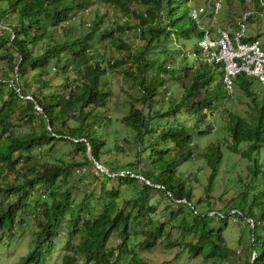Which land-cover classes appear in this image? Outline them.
<instances>
[{"label": "trees", "instance_id": "trees-1", "mask_svg": "<svg viewBox=\"0 0 264 264\" xmlns=\"http://www.w3.org/2000/svg\"><path fill=\"white\" fill-rule=\"evenodd\" d=\"M189 2L0 0V62H5L0 69V242L5 231L7 237L15 229L21 235L31 219L36 222L35 244L14 264H43L63 225L70 240L63 245L61 264H121L124 256L128 264H151L138 254L162 243L193 258L215 260L211 264H264V103L249 91L248 77L240 75L233 85L253 103L255 114L238 117L221 102L225 123L216 130L207 123L226 90L222 72L197 55L193 40L202 31L189 15ZM98 7L113 18L105 19ZM89 12V22L76 20ZM131 32L134 46L125 39ZM106 47L124 54L107 59ZM114 70L136 92L126 93L129 112L111 138L102 132L118 123L108 113ZM122 131L132 138L121 137ZM210 135L215 141L194 151L196 136ZM58 142L73 146L83 163L30 158L33 149L49 152ZM128 144L134 145V155L127 164L102 160L110 148L125 154ZM224 150L246 163V174L245 179L236 174L237 194L224 190L216 198L211 192ZM195 155L210 170L197 200L190 179L177 170ZM92 162L106 170L95 168L99 193L96 199L84 194L76 203L63 185L73 170L80 174ZM122 187L132 189V199H121ZM151 191L171 206L176 229L191 239L197 236L195 241L184 235L180 243L171 241L165 221L152 217ZM97 202L102 209L94 214ZM231 218L247 230L244 260L225 245L223 229L214 227ZM113 236L118 244L108 247Z\"/></svg>", "mask_w": 264, "mask_h": 264}, {"label": "rangeland", "instance_id": "rangeland-1", "mask_svg": "<svg viewBox=\"0 0 264 264\" xmlns=\"http://www.w3.org/2000/svg\"><path fill=\"white\" fill-rule=\"evenodd\" d=\"M219 1L222 5L219 13L216 16L204 18L201 23V25H204V27L208 28L209 30H213L216 27L233 23L234 21H236L243 10L240 2L234 0ZM206 2L207 0H190L189 6L190 8L200 7L204 6ZM97 11L100 15L105 14V19L108 17L113 18L112 13L108 10H104L98 7ZM92 18L93 14L92 12H89V15L79 17L76 20L82 19L89 22ZM246 36L258 37L264 48V17H254L249 23H247ZM133 38L134 37L132 32L128 34L127 37H125L126 41L134 46L136 42ZM199 39L200 38L197 37L196 41L198 42ZM191 40L192 39L189 40V45L191 44ZM191 50V46H188V54L186 55V58L189 67L195 66V64H193L194 56ZM103 53H105V57L107 59H116L124 54L123 51L118 53L113 47H106L105 49H103ZM197 55L198 57H200V53H197ZM179 58L180 61H182L181 57ZM4 67L5 62H0V69ZM112 77L113 78L112 80L110 79V81H112L111 87L113 94L108 105V113L111 114L112 112L113 117L118 120V123L114 127L111 126L110 128L103 130L102 132L103 135L110 136L111 138L112 132L115 129L121 127L119 125V120L129 112V101L126 93L136 92V87L134 85H131L130 82L125 80L119 73H117V70L113 71ZM246 80L249 84V91L256 95L259 103L263 104L264 87H262L255 78H248ZM232 91L233 92L231 93L226 92V95L224 94V96L218 97L215 101V110L211 111L212 116L207 122L213 125V130H216L219 126L222 127L225 123L223 121L225 119H223V116L221 115L219 110V105L221 102L223 107H226L230 112L241 118H245L246 114H255L256 112L253 108V103L249 99L245 98V95L242 92L237 91L234 85L232 87ZM261 107L262 106H260L259 108ZM207 113L209 114L210 112L208 111ZM35 127L37 129H40V125L38 122H35ZM122 135L128 136L129 139L132 138V134L129 133V131H122L120 136L122 137ZM213 141H215V136L213 135L205 137L196 136V147L194 148V151L204 149L206 145ZM110 149L111 152L109 155L102 154V160L115 158V160L119 161L120 164H127L134 155L133 144L126 145L125 154L115 153L112 148ZM88 151L86 154L87 157H89ZM30 158H32L34 162L37 161L39 163L47 159L53 163H58L57 161L59 159H61L63 162L69 163H83V157L81 156V154L75 152L74 147L65 142L56 143L55 146L51 150H49V152H42L40 151V149H33L30 152ZM101 170L106 173L105 169L101 168ZM177 170L182 174L184 178L190 179V186L194 189V200H197L200 196H202V188L205 187L206 179L210 174V170L205 164H203L202 159L195 155L193 161L182 164L177 168ZM217 172L218 174L215 178L214 188L211 192V196L217 198L221 196L224 190L234 191V194H237V192L240 190V185L236 184V174H239L243 179H245L246 163L240 160L238 156L231 155L226 150H224V160L223 163L219 165ZM77 173V171L73 170L71 173V177L63 186L72 191V196L75 198L76 203L80 202L84 194H93V198L96 199L97 194L100 190L101 183L99 180H95L97 173L95 170L94 162H92L91 164H86L81 169L80 174ZM119 174L122 175V172H120ZM70 179H72L73 182L72 180L70 181ZM111 187L112 184L110 182L105 183L106 190H110ZM136 188L139 189V185H136ZM121 192L123 197L121 199L129 200L134 196V192L131 188L122 187ZM148 198V205L155 206V213L152 217L154 219H161L165 221V223L167 224L166 231H168L169 235L171 236L172 242L180 243L183 235L186 237L185 240H196L197 236L191 239L186 236L185 233H182L180 229H176V224L172 223L168 214L172 210L171 206L161 198L160 194L151 191L148 194ZM101 209L102 207L100 206V204H98V202L95 203L94 214H97ZM136 213L137 212H135L134 215H136ZM248 221L249 220L247 219L246 222ZM214 223L217 224L218 222L215 221ZM171 225L174 226L171 228ZM214 227L223 229V235L226 240L225 245L230 249V251H234V254L236 256L244 260L246 253L245 247L247 246L248 240L245 225L239 223L237 219L231 218L227 220L226 224H219L217 226L214 225ZM65 228L66 227L64 225L61 227L62 231L59 232V236L56 237L51 243L53 247L49 250V254L45 257V262L43 264H61V260L65 255L63 245L65 242L70 240V238L67 236V233L65 232ZM25 229L26 230L21 233V235H19V233H16L17 229H15L12 233V237H7L8 232H4L0 242V264H14L18 262V260L27 253L29 244L30 246H33L35 244L36 239L33 231L36 230V222L31 219L30 223L27 224V227ZM136 238H140V236L137 235ZM117 244V237L113 236L108 242V247H116ZM167 244L168 243H162L153 251L140 252L138 254V257L143 262L151 264H211L213 261H215L210 259L206 260L200 256L197 258H193L190 254H187V252H183L178 248L168 249ZM176 255H178L177 258ZM128 258V256H124L123 263L121 264H128ZM228 262V264H232L230 261Z\"/></svg>", "mask_w": 264, "mask_h": 264}, {"label": "built area", "instance_id": "built-area-1", "mask_svg": "<svg viewBox=\"0 0 264 264\" xmlns=\"http://www.w3.org/2000/svg\"><path fill=\"white\" fill-rule=\"evenodd\" d=\"M246 3L252 0H244ZM263 5V0H257ZM220 3L210 2L206 8H198L191 12L192 18L198 15L220 9ZM263 16L262 12L246 10L242 12L234 27L217 29L215 37L211 38L209 32L199 44L203 52V60L208 65L221 64L223 67V83L231 91L232 78L238 75L253 77L264 86V50L258 39L245 40L246 23L255 16Z\"/></svg>", "mask_w": 264, "mask_h": 264}, {"label": "clouds", "instance_id": "clouds-1", "mask_svg": "<svg viewBox=\"0 0 264 264\" xmlns=\"http://www.w3.org/2000/svg\"><path fill=\"white\" fill-rule=\"evenodd\" d=\"M216 1H218V2L220 3V6L222 7L221 2H220L219 0H207V2L205 3L204 6L195 7V8H194V7H191V8H190V6H189V8L191 9L190 12H189V15H190L191 19H192L193 21H195V23H196V25L198 26V28L202 31V35H201V37H199L200 39L198 40V42L196 41L197 38H195V40H194L196 46L198 47L199 53H200V57H199V59L201 60V62H202L204 65H206V66H208V67H211V68H216L217 70H219V71L222 72V75H221V83L224 85L226 92H229L228 89L226 88V85L223 83V75H224V73H223V67H222V65L219 64V63L208 65L206 62H204V60H203V52H202V49H201V47H200L199 44H200L201 41L204 39V35H205L206 33H208V32H209L211 38H213V37L216 36L215 33H216L217 29H222V28H227V27H234L235 24H236V22H237V20H238V18H239L240 15L242 14V12H244V11H246V10H251V11L262 12V13H263V16H262V17H259L258 15H255V16L251 17V18L247 21V23H249V22L251 21V19L254 18V17H256V18H263V17H264V7H263V5H260V3H259L257 0H252V2H250V3H246L244 0H234V1L240 2L241 6H242V4L244 5V7L242 8L243 10H242V12L240 13L239 17L236 19V21H234L233 23H230V24H228V25L220 26V27H216V28H214L213 30H209L208 28L204 27V25H201L203 19H204V18H208V17L216 16V15L219 13V11L221 10V7H220V9L218 10V12H217L216 14H214L213 12H208V13H206V14L198 15L196 18H192L191 12H192L193 10H197L198 8H202V7H203V8H206L207 5H208L210 2H216ZM263 2H264V0H263ZM247 23H246V31H247ZM246 38H248V37H247L246 34H245V40H247V41H252V40H255V39H258V40H259L258 37H251V38H252L251 40H248V39H246ZM259 42H260V40H259ZM260 44H261V42H260ZM261 47H262V49L264 50L262 44H261ZM238 76H240V75H238ZM238 76H235V77L232 78V82H231V83H232V84H231V91H230L229 93L233 92V91H232L233 80H234L236 77H238ZM246 77H248V76H246ZM248 78H253V77H248ZM257 81H258V80H257ZM258 82H259V81H258ZM260 85H261V84H260ZM261 86L264 87L263 85H261Z\"/></svg>", "mask_w": 264, "mask_h": 264}, {"label": "water", "instance_id": "water-1", "mask_svg": "<svg viewBox=\"0 0 264 264\" xmlns=\"http://www.w3.org/2000/svg\"><path fill=\"white\" fill-rule=\"evenodd\" d=\"M90 159H92V158L90 157ZM94 165H95V168H96V169H98L99 171L103 172V171L101 170V167H100L96 162H94Z\"/></svg>", "mask_w": 264, "mask_h": 264}]
</instances>
